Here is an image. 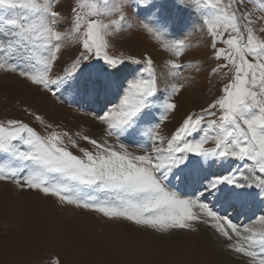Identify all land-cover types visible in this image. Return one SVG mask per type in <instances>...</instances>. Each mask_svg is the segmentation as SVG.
<instances>
[{
    "label": "snow or ice",
    "instance_id": "1",
    "mask_svg": "<svg viewBox=\"0 0 264 264\" xmlns=\"http://www.w3.org/2000/svg\"><path fill=\"white\" fill-rule=\"evenodd\" d=\"M247 3L72 0L66 14L63 0H0V72L63 103L70 95L77 109L98 104L92 115L103 126L99 140L77 134L89 150L36 113L29 115L45 135L22 119L0 122V181L159 234L197 232L204 225L228 250L247 258L244 264H264V214L247 226L228 215V209L255 200L264 205V0H256L255 12ZM129 11L171 54L173 77L192 66L178 61L189 47L179 37L193 17L209 37L212 58L224 61L211 74H232L219 96L187 114L167 136L161 126L189 83L161 86L151 56L141 61L109 55V38L132 27ZM72 43L79 55L54 76ZM127 63L138 67L121 76ZM210 140L212 149L205 147Z\"/></svg>",
    "mask_w": 264,
    "mask_h": 264
},
{
    "label": "rangeland",
    "instance_id": "2",
    "mask_svg": "<svg viewBox=\"0 0 264 264\" xmlns=\"http://www.w3.org/2000/svg\"><path fill=\"white\" fill-rule=\"evenodd\" d=\"M71 3L72 0H63L66 14ZM245 7L257 11L256 0H248ZM138 21L134 12L129 11L128 22L132 27L109 38L108 52L111 56L126 60L143 61L145 56H151L162 77L161 86L169 81H188L189 86L174 98L177 104L175 112L161 126V134L167 136L187 114L199 112L219 96L232 74L227 69L211 74L212 69L224 61L212 58L209 37L193 17L185 30L186 35L179 37L185 39L189 47L178 61L182 65L192 66L184 68L179 77H173L167 65V61L173 57L164 51L154 36L139 27ZM173 38L167 37L169 41ZM79 53L77 44H68L55 65L53 75L62 74V70L69 67ZM125 66L129 67L130 64ZM123 75L127 73L123 71ZM108 99L113 98L110 96ZM29 112L41 115L57 131L69 132L80 147L92 148L77 134L97 140L102 138L103 126L94 115L82 112L75 116L59 99L16 76L0 72V122L22 119L40 134L46 132ZM205 147L212 149L215 142L210 140ZM70 150L80 155L78 149ZM198 229L197 232L181 230L173 234H159L128 222L109 221L97 213L62 205L55 197L0 181V264H203L197 260L193 243L208 228L198 225ZM222 264H227V261Z\"/></svg>",
    "mask_w": 264,
    "mask_h": 264
},
{
    "label": "bare ground",
    "instance_id": "3",
    "mask_svg": "<svg viewBox=\"0 0 264 264\" xmlns=\"http://www.w3.org/2000/svg\"><path fill=\"white\" fill-rule=\"evenodd\" d=\"M20 89L23 90L24 88ZM259 205V200L250 203L252 209L258 208ZM249 215L250 212L247 217ZM257 227L259 228V225ZM226 243V241L219 238L208 228V231L203 235H198L197 242L193 243L196 248L197 260L203 264H222L224 261H227V264H244L247 258H242L241 254H236L228 250L225 247Z\"/></svg>",
    "mask_w": 264,
    "mask_h": 264
}]
</instances>
